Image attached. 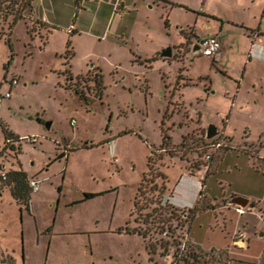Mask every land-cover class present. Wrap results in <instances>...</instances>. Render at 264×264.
<instances>
[{
	"label": "rangeland",
	"instance_id": "rangeland-1",
	"mask_svg": "<svg viewBox=\"0 0 264 264\" xmlns=\"http://www.w3.org/2000/svg\"><path fill=\"white\" fill-rule=\"evenodd\" d=\"M58 1L45 26L29 14L9 31L11 4L0 0V264H264V50L242 28L201 15L255 26L264 0ZM192 27L220 35V54L194 53L204 38ZM168 48L171 61L149 62ZM212 124L219 133L208 140ZM4 127L21 139L15 150L4 149ZM18 162L40 182L30 211L2 179ZM88 193L101 194L84 201ZM244 194L260 209L225 204ZM136 200L152 212L148 226ZM129 221L148 229L147 241L124 231ZM240 231L249 251L233 244Z\"/></svg>",
	"mask_w": 264,
	"mask_h": 264
},
{
	"label": "trees",
	"instance_id": "trees-1",
	"mask_svg": "<svg viewBox=\"0 0 264 264\" xmlns=\"http://www.w3.org/2000/svg\"><path fill=\"white\" fill-rule=\"evenodd\" d=\"M9 2L11 4V7L7 9L6 14L3 16V21H7L10 17H12V19L9 23V28H8L9 31H11L13 29V27L16 25V23H18L21 20L24 21L26 19L27 15H29V14H30V16L32 15L34 0H9ZM40 25L42 27V26H45L46 24L40 23ZM28 32L31 34L30 29L28 30ZM184 35L186 36V33H184ZM187 38H188V36H187ZM69 44H70V42H69ZM71 53L72 52L70 50L67 51L68 56H71L72 55ZM155 60H156V58H153V59H150L149 62H154ZM98 70H99V72L96 74V77L94 78V82H95V87L97 89V95L99 98L102 99L105 95L106 86L104 84L103 72L101 69H98ZM68 73H69V80L73 79V74H71L70 72H68ZM69 89H72L74 94H76L80 98V100H82L86 103L90 102L89 98L86 97L84 92L82 90H80L78 87H73V88H69ZM3 131H4L5 136H6V144H5L4 149L9 148L11 150H15V143L21 142V139L19 137H14L13 134L11 132H9L6 127L3 128ZM169 140H170V137L167 135L166 132L165 133L163 132V141H162L161 149L165 150L166 152H168V149L166 148V146H167V142H169ZM65 156H66L65 153H62V154L57 156V159H62ZM17 164L19 165V170H12V171L7 172L5 174L6 175V181H8V185L10 186V191H11L12 197L21 206L20 210L25 208L27 211H30L31 194L34 191L30 187V184H29L30 180H28L29 178H28L27 174L20 168V166H21L20 163L18 162ZM148 167H150V165ZM149 169L152 171V168H149ZM161 176L163 177L164 180L168 181L167 175L161 174ZM2 179H3V176H2ZM100 194H96V193L85 194L84 201L89 200V199H93V198L99 196ZM172 197L173 196H170V198H172ZM169 206H170V204H169ZM146 209H148V207ZM142 211H143V209L139 205L138 200H136L135 212H137L138 217H140L141 215L143 216V222L145 223V225L148 226L149 223H151V222H149V217L152 216V214H151L152 212L147 213L146 215H143ZM190 215L191 216L188 217L189 219H191L195 215V212L190 210ZM138 220H139V218L136 219L137 222H138ZM129 224H130V221L127 223V226L124 228V231L127 234L137 235V236L143 238V240L147 241V239L149 238L148 229H146V230H143L142 228L132 229L129 227ZM49 230H50V228H49ZM146 248L148 250L149 256H151L150 260L152 262H154L153 255L155 254V251H156L155 248L152 245H150L149 243L146 244ZM184 261H185V264H190V263H188L189 261L187 259H184ZM153 264H155V263H153Z\"/></svg>",
	"mask_w": 264,
	"mask_h": 264
},
{
	"label": "crops",
	"instance_id": "crops-1",
	"mask_svg": "<svg viewBox=\"0 0 264 264\" xmlns=\"http://www.w3.org/2000/svg\"><path fill=\"white\" fill-rule=\"evenodd\" d=\"M94 1L99 2L98 0H94ZM100 1L104 2L103 0H100ZM112 1H114V0H107L106 3L107 4L109 3L112 6ZM158 1L159 0H153V2H156V3ZM204 1L206 2V0H204ZM115 2H116V4H124V0H115ZM59 7H60V4H59V1L58 0H34V2H33V12H32L31 17L33 18L34 21H38L39 23L48 24L45 21H43L44 18L47 19V15L45 14V11L46 10H50V11H53V12L54 11L60 12L61 9ZM262 7H263V10H262V14H261V18H260L259 24L255 25V26H247L245 23H241L240 24V23L231 22V21H228V20L227 21H224V20H221L215 14H212V13H209V12H206V11H201L203 13V14L201 13V15L202 16H206V17L213 18L215 20L222 21L223 22L222 26L224 25L225 22H227V23L233 24L234 26H237V27L242 28L244 30V32L246 33V35L248 36V38L251 40V42H250L251 43V46L252 47L255 46V48H258L259 49V51H261V50L263 51L264 50V26H263V24H264V1L262 3ZM114 8H115V6L113 7V10H115ZM199 13H200V11H199ZM119 18L121 19V17H119ZM192 28H194V30H195L194 32L196 33V39L197 38H206L208 36H218L220 38V35H218L216 33H212V34H207V35L201 36L198 33L196 27H192ZM255 30H258L257 35H251V31H255ZM120 31L121 30H119V32ZM186 35H187V33H186ZM188 39H189V36H188V38H186V40H188ZM251 51H252V48H250V51H249L250 52L249 53V55H250L249 61L246 62L245 64H242L243 71H242V75H241V81L246 78V74H247V71L249 69V66H252L251 60L253 59V57L251 55ZM155 58H156L155 61H157V60L171 61L172 60L171 58L170 59H164V58H162L161 57V53L157 54V56ZM252 87L255 88V86H252ZM240 89H241V82L240 81H237V90L239 91ZM260 89L263 90L264 88L261 87ZM236 98H237V96H234L235 101H236ZM234 103L235 102H233V104ZM230 116H231V112L228 114V119L227 120L230 119ZM246 130H248V129H246ZM248 143H250V142H248ZM250 144H252V145L254 144L255 145L256 143L255 142H251ZM257 145L258 146H256V150L259 152L258 153L259 154V157H263V155L261 154V152L263 151L262 149L264 148V136H261L260 141L258 142ZM15 170H19V168L15 169ZM31 179H33V178H31ZM5 190L6 191H9L11 193V191L9 189H5ZM237 196H240V195H234L229 201H226L225 204L227 206L234 207L235 209L238 210V208L236 206L231 205V203H230L231 200L234 197H237ZM241 197H245V198L249 199V205H248V207L245 210H248V211L250 210V212H252L254 210H257L258 208L260 209V206L256 205L255 202H253L252 198L246 196L245 194L243 196H241ZM30 209H31V204H30ZM21 211H23V209ZM256 212L257 211H255V213ZM250 214H252V213H250ZM263 225H264V222H263ZM54 227L55 226H53V227L51 226V228L49 227L50 230H49V228H47L43 232V234L51 233V231H53ZM238 234H240L241 236L238 239H236V236ZM258 238L261 239V240L264 239V230L263 229L258 234ZM237 241H239V243H241V245L243 246V247H240L242 250L243 249H247L248 251L250 250V246L252 245V240L249 238L248 235H246L245 232H241L240 231V232H237V234H235V241L233 242V244L235 246H238L237 245L238 244ZM49 250H50V248H49ZM48 256H49V253H48ZM48 256H47V258H48Z\"/></svg>",
	"mask_w": 264,
	"mask_h": 264
},
{
	"label": "built area",
	"instance_id": "built-area-1",
	"mask_svg": "<svg viewBox=\"0 0 264 264\" xmlns=\"http://www.w3.org/2000/svg\"><path fill=\"white\" fill-rule=\"evenodd\" d=\"M200 54L202 56H207V57H211L214 58L217 55L220 54V51L222 49V44H221V40L218 36H208L206 38H204L200 43ZM18 80H14L13 81V85L17 84ZM10 94H7V97H9ZM75 122L72 121V124H74ZM207 158L210 160L211 157L207 156ZM3 179L6 180V175H3ZM30 187L33 189V191H38L39 190V185L40 182L38 180L35 179H31L30 182ZM238 211L243 212L244 210L239 209Z\"/></svg>",
	"mask_w": 264,
	"mask_h": 264
},
{
	"label": "water",
	"instance_id": "water-1",
	"mask_svg": "<svg viewBox=\"0 0 264 264\" xmlns=\"http://www.w3.org/2000/svg\"><path fill=\"white\" fill-rule=\"evenodd\" d=\"M199 51H200V49L198 47L193 50L194 53L199 52ZM172 56H173L172 48L166 49L161 54V57L164 59H170ZM50 126H51V123L47 124L48 128H50ZM218 133H219V131H218L216 125L212 124L207 129L206 138L208 140H211V139L215 138L218 135ZM230 203H231V205H234L239 209L245 210L249 205V199H247L245 197L237 196V197H234Z\"/></svg>",
	"mask_w": 264,
	"mask_h": 264
},
{
	"label": "flooded vegetation",
	"instance_id": "flooded-vegetation-1",
	"mask_svg": "<svg viewBox=\"0 0 264 264\" xmlns=\"http://www.w3.org/2000/svg\"><path fill=\"white\" fill-rule=\"evenodd\" d=\"M197 47L200 48V45L198 44V45L194 46V49H196ZM23 254H24V253H23ZM11 258H13V260L15 259L14 257H11ZM22 258H23V260H24V258H25L24 255H23Z\"/></svg>",
	"mask_w": 264,
	"mask_h": 264
}]
</instances>
